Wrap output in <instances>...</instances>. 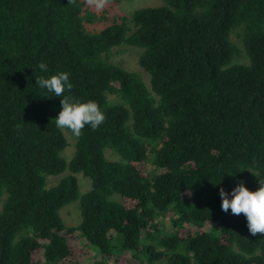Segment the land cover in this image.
<instances>
[{"label": "trees", "instance_id": "1", "mask_svg": "<svg viewBox=\"0 0 264 264\" xmlns=\"http://www.w3.org/2000/svg\"><path fill=\"white\" fill-rule=\"evenodd\" d=\"M85 6L0 0V264H78L75 232L98 253L93 264H264V234L221 211L218 195L264 181V0H165L95 32ZM121 46L141 50L153 96L109 61ZM58 71L72 84L63 95L104 113L95 130L55 127L61 98L35 77ZM77 173L90 182L83 195ZM76 200L80 222L65 226L59 211ZM167 214L170 232L158 222Z\"/></svg>", "mask_w": 264, "mask_h": 264}, {"label": "rangeland", "instance_id": "2", "mask_svg": "<svg viewBox=\"0 0 264 264\" xmlns=\"http://www.w3.org/2000/svg\"><path fill=\"white\" fill-rule=\"evenodd\" d=\"M85 1V10L88 12H93L97 17L98 21H96L93 24H85L84 27L90 31L95 32L99 29L105 27L106 25H109L111 22V18L121 15H130L135 9H138L140 7H157L164 4L165 0H105L104 7L101 9H96L94 3L91 2V0H84ZM110 22V23H108ZM232 43L236 45L239 50L241 51L237 58L235 59V62L238 64H246L248 62L245 54L241 50V44L238 38L235 34H232L230 37ZM141 53L140 49L134 48V47H128V46H121L113 48L110 51L109 54V61L113 64L118 65L122 69L135 73L145 86V88L148 90V92L153 96L151 93L150 88V77L149 75L139 66L138 64V57ZM107 99L110 103L118 102L119 98L116 95H108ZM63 134L66 138V141L68 143V146L65 148L63 152H61V157L65 160H69L74 152V138L66 131H63ZM105 157L109 160H118V157L116 154L110 152L109 150H105ZM147 169L149 171L153 170V166L151 164V156H148V162H147ZM63 175L58 176H49L46 178V182L48 186L54 185L58 182V180ZM77 184H78V191L80 195H83L86 193L90 188V182L87 178L83 177L82 174L77 173L74 174ZM116 199L117 196H113ZM168 215L164 216L163 218H160L158 222L160 223V227H163V230L165 232H170V222L168 219ZM59 216L61 220L63 221L65 226H75L80 222V213L78 210V200L73 201L66 206H64L59 211ZM183 228H189L190 225L184 224L182 226ZM206 231L210 229V225H205L203 227ZM71 247L82 251V259L78 264H93L96 259H98L99 255L96 251H94L90 245H88L85 240L80 237L78 232H75V236L72 239L70 243ZM115 255L110 256L108 259V264H114V258Z\"/></svg>", "mask_w": 264, "mask_h": 264}, {"label": "clouds", "instance_id": "3", "mask_svg": "<svg viewBox=\"0 0 264 264\" xmlns=\"http://www.w3.org/2000/svg\"><path fill=\"white\" fill-rule=\"evenodd\" d=\"M96 9L104 7L105 0H91ZM37 68L41 72L47 70V65L41 61ZM36 85L52 96L60 97V110L54 118L57 129H67L73 135L79 136L86 125L95 130L105 119L104 113L94 101L73 100L63 93L72 88L69 73L58 71L49 76L35 77ZM48 97V96H46ZM221 211L230 210L233 215L243 214L246 227L251 236L264 234V181H259L255 190H249L243 181L237 183L230 191L224 188L218 190Z\"/></svg>", "mask_w": 264, "mask_h": 264}]
</instances>
